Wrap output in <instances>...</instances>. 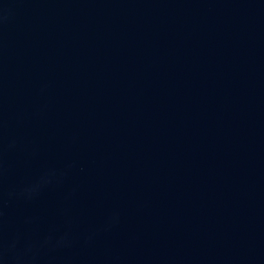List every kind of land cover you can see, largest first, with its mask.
I'll return each mask as SVG.
<instances>
[{
  "label": "water",
  "instance_id": "95a60500",
  "mask_svg": "<svg viewBox=\"0 0 264 264\" xmlns=\"http://www.w3.org/2000/svg\"><path fill=\"white\" fill-rule=\"evenodd\" d=\"M0 264H264V0H0Z\"/></svg>",
  "mask_w": 264,
  "mask_h": 264
}]
</instances>
